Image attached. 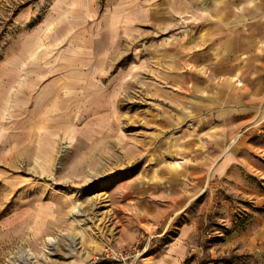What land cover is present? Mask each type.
I'll use <instances>...</instances> for the list:
<instances>
[{"label": "rangeland", "instance_id": "1", "mask_svg": "<svg viewBox=\"0 0 264 264\" xmlns=\"http://www.w3.org/2000/svg\"><path fill=\"white\" fill-rule=\"evenodd\" d=\"M54 2L0 0V264H146L183 225L193 227L190 264L250 262L224 245L248 202L224 190L232 207H220L211 174L191 189L186 133L202 127L162 124L168 103L151 94L148 71L133 72L127 41L103 71L70 66L74 53L47 46L48 31L23 61L11 57ZM195 14L146 30L141 44L190 33Z\"/></svg>", "mask_w": 264, "mask_h": 264}, {"label": "crops", "instance_id": "2", "mask_svg": "<svg viewBox=\"0 0 264 264\" xmlns=\"http://www.w3.org/2000/svg\"><path fill=\"white\" fill-rule=\"evenodd\" d=\"M194 12L197 23L186 25L190 33L141 44L146 30L157 34L177 15ZM35 29L36 40L22 38L11 56L15 61H23L26 47L45 31L47 46H68L75 55L70 66L83 61L91 71L107 69L115 53L119 59L112 47L126 41L132 46L133 72L148 71L151 94L168 103L171 112L162 124L202 127L186 133L184 155L196 161L188 165L197 174L191 189L202 191L203 175L211 174L220 207H232L224 190L250 206L243 226L230 230L224 245L251 261L230 264H264V0H56ZM9 71L5 75L17 77L14 68ZM192 232L191 225L178 228L165 245L148 250L146 264H190Z\"/></svg>", "mask_w": 264, "mask_h": 264}]
</instances>
